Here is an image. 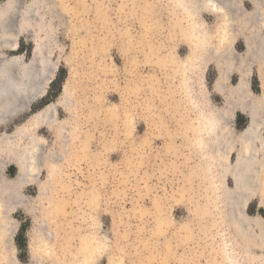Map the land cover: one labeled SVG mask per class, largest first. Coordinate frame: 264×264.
I'll return each mask as SVG.
<instances>
[{
	"label": "rangeland",
	"instance_id": "374dc122",
	"mask_svg": "<svg viewBox=\"0 0 264 264\" xmlns=\"http://www.w3.org/2000/svg\"><path fill=\"white\" fill-rule=\"evenodd\" d=\"M179 2L0 0V75L16 78L30 67L42 75L40 95H13L15 117L0 125V153L12 156L0 164V264H262L263 251L245 257L233 242L244 227L232 229V176L208 174L196 146L197 111L168 63L171 53L190 54L192 41L180 30L193 22L181 5L188 0ZM201 19L214 32L215 16ZM232 48L240 58L246 37ZM204 66L192 95L209 98L205 111L223 108L213 90L218 70ZM229 73L228 86L236 85L239 75ZM246 73L248 94L263 99L264 60ZM249 122L237 111L222 124L231 149L221 152L232 167ZM259 137L245 213L264 225L263 124ZM33 141L39 170L6 206V186L19 176L15 156ZM246 237L258 242L254 227Z\"/></svg>",
	"mask_w": 264,
	"mask_h": 264
},
{
	"label": "bare ground",
	"instance_id": "6f19581e",
	"mask_svg": "<svg viewBox=\"0 0 264 264\" xmlns=\"http://www.w3.org/2000/svg\"><path fill=\"white\" fill-rule=\"evenodd\" d=\"M179 1L181 4L182 0ZM247 1L252 5V10L248 12L241 9V4ZM181 5H183L182 7L192 18L193 22L189 30H180L184 34V37L192 41L190 43V54L183 60L181 58L178 59L174 53H171L168 57V63L173 65L174 70L176 69L178 75L181 76L180 92L188 96V103H190L193 110L197 111V125L195 128L196 146L198 150H201V155H203L201 160H203V164L208 167V174L215 175L213 178L217 179V181L223 172L229 173V175L232 176L234 201L232 206L230 205L231 210H229V213L236 212L238 214L237 220L235 219L234 222L232 221V229L234 228L236 233L237 228L234 226L235 222H237L239 226L242 225V227H244V231L237 229L238 238L235 235V238L233 236L232 239L233 242H237V240L241 242L244 256L249 257L251 249L264 252L263 222L260 220V217H249L245 213V207L250 203L247 197L252 195L251 190L253 187L251 183H253L255 179L251 167L255 166L257 163V154L260 151L257 144L263 142L259 137V131L260 126H262V124L264 125V98H257L254 100L255 98L253 99V97L248 94L246 69L251 62L257 61L258 63H262L264 60V35L261 33L262 25L258 22L261 18L262 20L264 19V0H188V3L186 2V4ZM204 12L211 13L215 16L216 25L214 32H211V30L207 28L205 21L201 19V14ZM12 32L10 33L12 34ZM241 35L246 37L247 48L246 53L240 58H237L239 56L233 52L232 46L237 40V37ZM215 38H218V40ZM235 58L238 61L237 63L233 62ZM208 62L213 63L218 70V76L214 83L213 90L223 97L224 107H215L212 110L207 108L205 111L203 107H208L209 98L207 97L204 103L202 101H197V97L195 98V96L192 95L194 92L192 88L193 86H198V82L196 81L198 72L204 68V65ZM37 65H35V69H40ZM16 66L17 65H15V67ZM31 68L32 67L26 69V71L22 72L16 78H9L10 75L6 74L0 75V125L6 124L8 119L14 116L13 106H10V104H13L10 103L13 95L19 96V98L23 97V100L25 99L24 101H26V98L28 101H32L42 92L39 91L40 87L37 85L42 75L35 73L36 76H34ZM233 71L236 72L240 78L236 85L228 86L227 76L230 74L229 72ZM12 76L14 75L12 74ZM40 84H42V81ZM203 92L206 93V89H204ZM14 98L12 100H14ZM16 99L18 100V98ZM6 101H8V104L10 103L9 106L5 105ZM237 111L247 115L250 122L239 134L238 141L240 151L236 165L232 167L229 165L228 159L222 156L223 154L221 152L222 147H230L231 149L230 142L226 139L230 130L224 129L222 124L225 123V121H231ZM39 116L40 114L36 115L34 118L38 119ZM226 143H228V145H226ZM36 144V141H33L30 147L25 148V150L20 151L19 154L15 156L19 163V176L15 181L6 186L5 193L3 194L5 197L3 203H5L6 206L10 201L12 203L13 200L18 199L22 186L26 182L33 180L39 170V163L41 160L38 154L39 151H37L38 144ZM5 155H8L7 157L11 156L9 153L3 156L0 153L1 165L6 163ZM10 158H12V156ZM202 172H204L203 168ZM262 202L264 203V201ZM2 211L3 209H0V212ZM249 226L254 227L258 232V242L251 243L246 237V229ZM1 229L5 230L6 226H2ZM2 235L4 237V234ZM238 246H240L239 243ZM230 258L232 257L228 259L231 260ZM261 263L264 264V260H262Z\"/></svg>",
	"mask_w": 264,
	"mask_h": 264
}]
</instances>
